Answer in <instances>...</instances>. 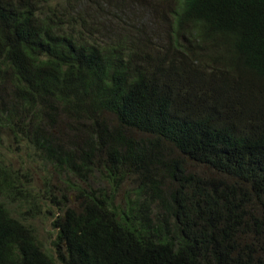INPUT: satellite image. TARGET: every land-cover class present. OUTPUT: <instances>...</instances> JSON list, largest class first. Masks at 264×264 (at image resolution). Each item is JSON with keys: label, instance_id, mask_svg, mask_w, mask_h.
I'll return each mask as SVG.
<instances>
[{"label": "trees", "instance_id": "16d2710c", "mask_svg": "<svg viewBox=\"0 0 264 264\" xmlns=\"http://www.w3.org/2000/svg\"><path fill=\"white\" fill-rule=\"evenodd\" d=\"M4 133L0 264H264V0H0Z\"/></svg>", "mask_w": 264, "mask_h": 264}, {"label": "rangeland", "instance_id": "374dc122", "mask_svg": "<svg viewBox=\"0 0 264 264\" xmlns=\"http://www.w3.org/2000/svg\"><path fill=\"white\" fill-rule=\"evenodd\" d=\"M64 125V124H63ZM4 139L0 141V155H2L7 162H12L14 169H19L17 153H20L25 147L23 145L16 144L11 135L4 133L2 135ZM2 143V144H1ZM11 145V150L13 154L9 153L7 147ZM16 153V154H15ZM22 159H26V152L22 151ZM54 172L53 168L47 164H43L38 173L32 176L26 177L23 175V183L25 186L33 187L34 189H39L44 187L43 177L49 175V178H52V173ZM56 183V181H55ZM60 188H54L55 198L58 202H62L61 208L55 203H45L38 201V205L33 209H30L27 205H24L23 208L20 207V203L17 199H2V201L7 205L12 211L23 214L27 218V223L34 229L35 234L37 235L42 246L45 247V250L52 255L55 259L57 257V251L55 249V240L57 238V231L54 228V223L57 218L62 215L61 209L65 206L74 207L76 206L75 199L72 194L64 192L67 198H63L62 195H59ZM19 197V196H18ZM71 201V202H70ZM20 214V215H21Z\"/></svg>", "mask_w": 264, "mask_h": 264}]
</instances>
